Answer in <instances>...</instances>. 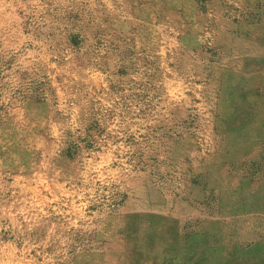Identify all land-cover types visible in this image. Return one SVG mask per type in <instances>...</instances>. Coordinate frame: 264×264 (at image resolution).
I'll return each mask as SVG.
<instances>
[{"label":"rangeland","instance_id":"rangeland-1","mask_svg":"<svg viewBox=\"0 0 264 264\" xmlns=\"http://www.w3.org/2000/svg\"><path fill=\"white\" fill-rule=\"evenodd\" d=\"M194 3L264 21V0H0V264H264L262 130L216 109Z\"/></svg>","mask_w":264,"mask_h":264},{"label":"crops","instance_id":"crops-1","mask_svg":"<svg viewBox=\"0 0 264 264\" xmlns=\"http://www.w3.org/2000/svg\"><path fill=\"white\" fill-rule=\"evenodd\" d=\"M194 27L186 32L196 43H208L214 49L210 66V83L216 88L217 110H227L234 126L239 123L252 129L264 130V21L254 23L244 19L223 28H212L198 13L195 3ZM185 34L184 31L180 32ZM165 38L168 35L165 34ZM223 108H218L221 102ZM256 139L264 149V133ZM248 136V135H247Z\"/></svg>","mask_w":264,"mask_h":264}]
</instances>
